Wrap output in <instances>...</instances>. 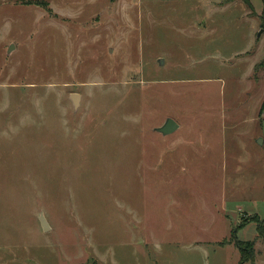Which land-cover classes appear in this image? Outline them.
Segmentation results:
<instances>
[{"label": "rangeland", "instance_id": "1", "mask_svg": "<svg viewBox=\"0 0 264 264\" xmlns=\"http://www.w3.org/2000/svg\"><path fill=\"white\" fill-rule=\"evenodd\" d=\"M257 10L0 0V264H264Z\"/></svg>", "mask_w": 264, "mask_h": 264}, {"label": "trees", "instance_id": "2", "mask_svg": "<svg viewBox=\"0 0 264 264\" xmlns=\"http://www.w3.org/2000/svg\"><path fill=\"white\" fill-rule=\"evenodd\" d=\"M245 2L249 5L250 8H252L251 3L249 2V0H245ZM263 5H264V0H262ZM262 22L264 25V20H263V16H262ZM260 66L264 67V59L260 62ZM257 233L260 236H264V222L263 221H257ZM234 233V232H233ZM232 237L234 238V235H232ZM236 246L238 247V249L241 252V259H240V263L247 261V260H251L253 258L254 255V248H253V242L252 241H235Z\"/></svg>", "mask_w": 264, "mask_h": 264}, {"label": "water", "instance_id": "3", "mask_svg": "<svg viewBox=\"0 0 264 264\" xmlns=\"http://www.w3.org/2000/svg\"><path fill=\"white\" fill-rule=\"evenodd\" d=\"M10 51V49L8 50V52ZM159 63H162V59H159ZM70 98L73 102L74 105L77 104V94L72 93L70 94ZM179 127L178 122L171 118V117H167L165 119V121L163 122V124L159 127H156L155 130L163 135H167V134H171L173 132H175ZM39 220L41 222L42 228L43 230H47L49 228L48 223L44 217V215L41 213L39 216Z\"/></svg>", "mask_w": 264, "mask_h": 264}, {"label": "crops", "instance_id": "4", "mask_svg": "<svg viewBox=\"0 0 264 264\" xmlns=\"http://www.w3.org/2000/svg\"><path fill=\"white\" fill-rule=\"evenodd\" d=\"M250 2H251V5L257 10V8L254 6V4H253V2H252V0H249ZM257 4V3H256ZM259 4H258V9H259ZM257 11H259L258 13V15H260L261 13V20H262V16H263V20H264V6L262 5V8H261V10H257Z\"/></svg>", "mask_w": 264, "mask_h": 264}]
</instances>
